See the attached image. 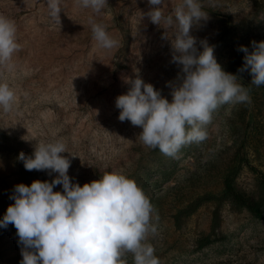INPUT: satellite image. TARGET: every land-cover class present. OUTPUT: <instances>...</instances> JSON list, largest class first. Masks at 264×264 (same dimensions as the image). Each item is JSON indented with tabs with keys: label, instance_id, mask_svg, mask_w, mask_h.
Segmentation results:
<instances>
[{
	"label": "rangeland",
	"instance_id": "obj_1",
	"mask_svg": "<svg viewBox=\"0 0 264 264\" xmlns=\"http://www.w3.org/2000/svg\"><path fill=\"white\" fill-rule=\"evenodd\" d=\"M179 2L165 0V15ZM199 2L208 18L191 31L197 46L206 40L214 47L222 68L251 89V102L220 108L208 138L173 158L143 145L141 129L121 122L115 107V98L128 90L125 80L137 70L169 101L179 83L174 29L166 32L147 16L140 20L149 10L147 0H108L95 15L120 42L111 50L97 47L91 10L78 8L75 0H62L61 27L49 18L46 0H0V14L15 22L22 46L14 70L0 68V82L9 83L17 97L11 112L0 110V219L14 203L15 185L51 182L56 175L26 170L19 154L31 155L35 143L60 140L74 183L121 172L144 190L159 215V234L149 242L160 264H264V212L255 216L224 186L231 174L239 191L257 198L263 193L264 85H252L250 74L237 69L244 57L239 46L251 52V42L264 41V0ZM21 247L13 225L0 228V264H20ZM127 259L133 261L131 253Z\"/></svg>",
	"mask_w": 264,
	"mask_h": 264
},
{
	"label": "clouds",
	"instance_id": "obj_2",
	"mask_svg": "<svg viewBox=\"0 0 264 264\" xmlns=\"http://www.w3.org/2000/svg\"><path fill=\"white\" fill-rule=\"evenodd\" d=\"M149 10L141 12L166 32L171 39L172 61L180 66L179 83L171 87V101L152 84L140 78H127L124 94L115 98L118 119L141 129L143 145L175 158L181 148L200 144L208 138V126L214 114L251 102V89L238 75L225 71L217 62L214 47L199 41L191 31L208 13L199 0H180L172 14L165 15V0H147ZM62 0H46L49 18L61 27ZM81 9H90L88 17L97 47L111 50L119 41L109 35L104 24L95 20L108 7V0H75ZM165 32V33H166ZM166 36V35H165ZM166 38H168L166 36ZM253 50L241 45L243 65L251 84L264 85V41L251 42ZM17 27L0 14V68L13 71V57L21 50ZM16 93L7 82H0V110L11 112ZM65 142H38L31 155L21 152L18 159L26 170L56 175L51 182L33 180L30 185L14 186L10 204L0 219V228L9 224L16 229L21 247L20 264H160L149 237L159 234V215L144 190L134 179L121 172H105L99 179L82 186L68 175L71 160ZM71 156V155H70ZM61 191H54L56 186Z\"/></svg>",
	"mask_w": 264,
	"mask_h": 264
},
{
	"label": "trees",
	"instance_id": "obj_3",
	"mask_svg": "<svg viewBox=\"0 0 264 264\" xmlns=\"http://www.w3.org/2000/svg\"><path fill=\"white\" fill-rule=\"evenodd\" d=\"M263 193L260 197L249 196L234 186L233 177L227 174L224 177L225 191L229 193L237 202L245 205L255 216L262 217L264 212V177L261 178ZM128 264H133V261H128Z\"/></svg>",
	"mask_w": 264,
	"mask_h": 264
}]
</instances>
